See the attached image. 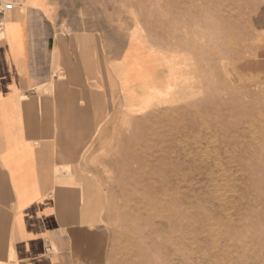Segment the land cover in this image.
<instances>
[{
  "label": "rangeland",
  "instance_id": "374dc122",
  "mask_svg": "<svg viewBox=\"0 0 264 264\" xmlns=\"http://www.w3.org/2000/svg\"><path fill=\"white\" fill-rule=\"evenodd\" d=\"M74 1L130 38L110 264H264V0Z\"/></svg>",
  "mask_w": 264,
  "mask_h": 264
},
{
  "label": "crops",
  "instance_id": "0c3cea01",
  "mask_svg": "<svg viewBox=\"0 0 264 264\" xmlns=\"http://www.w3.org/2000/svg\"><path fill=\"white\" fill-rule=\"evenodd\" d=\"M5 2L15 7L0 30V264H110L108 168L134 116L123 112L137 108L132 70L129 85L116 68L130 38L108 36L105 21L91 29L74 0ZM255 29L250 69L264 76V5Z\"/></svg>",
  "mask_w": 264,
  "mask_h": 264
},
{
  "label": "built area",
  "instance_id": "2783aa9c",
  "mask_svg": "<svg viewBox=\"0 0 264 264\" xmlns=\"http://www.w3.org/2000/svg\"><path fill=\"white\" fill-rule=\"evenodd\" d=\"M14 5L15 4L12 2H7L0 5V30L4 20L6 19L8 12L14 9L15 7Z\"/></svg>",
  "mask_w": 264,
  "mask_h": 264
},
{
  "label": "bare ground",
  "instance_id": "6f19581e",
  "mask_svg": "<svg viewBox=\"0 0 264 264\" xmlns=\"http://www.w3.org/2000/svg\"><path fill=\"white\" fill-rule=\"evenodd\" d=\"M5 3H7V2H5ZM186 249V248H185ZM175 258V257H174Z\"/></svg>",
  "mask_w": 264,
  "mask_h": 264
}]
</instances>
